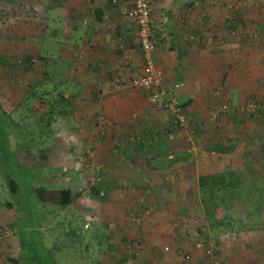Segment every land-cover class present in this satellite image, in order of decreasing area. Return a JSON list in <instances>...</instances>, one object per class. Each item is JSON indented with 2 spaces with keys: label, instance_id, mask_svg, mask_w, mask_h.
<instances>
[{
  "label": "rangeland",
  "instance_id": "1",
  "mask_svg": "<svg viewBox=\"0 0 264 264\" xmlns=\"http://www.w3.org/2000/svg\"><path fill=\"white\" fill-rule=\"evenodd\" d=\"M202 2L221 5L217 11L223 19H218L219 24L217 19L210 18L209 23L203 25L207 29L199 31L206 33L202 36L205 42L201 43L211 41L210 46L214 45L220 53V69L212 80L213 87L198 99L196 95L194 103L188 107L178 97L188 122V128L173 134L174 146L170 154L178 164L168 169L135 170L118 167L116 163L121 164L126 152L133 156H129L130 159L135 158L134 149L123 151L124 138L113 137L114 143L106 140L110 146H115L109 157L114 167L98 165L100 163L94 162L93 151L86 150L88 142L77 133L80 125L74 117L75 108L70 104L58 106V111L64 109L67 114L48 126L46 120L41 119L48 110L47 103L39 99L25 100L29 95L43 93L49 99L59 92L70 95L74 85L60 81L68 76L65 70L47 72L38 54L37 41L28 43L21 39V35H27L23 31L29 27L23 22L26 9L22 0H0V15L4 17L0 23V58H7V61H0V101L13 118L37 131L38 137L51 139L47 142L49 149L43 162L47 169L44 183L53 190L73 189L75 193L73 204L59 213L49 225L52 230L47 234L66 242L65 246L57 244L62 248L57 255L60 264H264V114L240 110L250 102L264 104V0ZM122 3L132 7L133 0ZM13 34L19 39L13 40ZM215 34L218 39L214 38ZM25 51H30L34 58L29 68L20 62L26 56L22 54ZM130 57L134 65H138V71L144 67L140 55ZM116 58V61L113 59L115 66L119 60L123 62L125 56L120 54ZM118 65L121 69L122 64ZM81 70L70 75H76L78 81L87 85H95L97 78L102 82L100 73ZM138 71L133 70L130 75L137 77ZM112 82L110 88L102 85L99 93L98 89H91L97 93L93 104L78 108L79 114L89 108L95 112L93 124L96 126L91 131L121 128L120 122L111 123L108 119L118 121V102L131 113L132 125L138 121L135 114L140 111L161 112L167 122L171 121L165 110L149 104V93L130 86L119 88ZM185 89L184 84L181 90ZM106 100L109 113L102 105ZM225 103L231 104L230 112L215 117L214 110ZM150 124L147 120L141 122L142 127L151 128ZM134 128L126 130L127 135L131 134L126 137L132 143L130 148L136 141L132 135L138 132ZM90 135L84 137L95 138ZM181 137L183 139H179ZM177 139L179 144H176ZM217 143L231 148L230 152L211 153L209 148ZM153 155V152L141 154L142 162L152 161L156 157ZM156 171L162 172L161 175L154 173ZM226 172L240 177V189L235 197L228 196L224 205L212 208V217L200 178ZM119 175L128 176L133 182L120 184L117 182ZM92 189H98L100 195H94ZM4 200L2 198V202ZM2 202L0 229L5 233L0 264H11L9 259L17 258L19 253L18 241L14 217ZM58 221H62L63 226L57 225ZM218 222H223L222 228H229V231L216 233L213 228ZM69 223L77 230L74 240L66 238ZM53 237L54 240L56 237Z\"/></svg>",
  "mask_w": 264,
  "mask_h": 264
},
{
  "label": "crops",
  "instance_id": "2",
  "mask_svg": "<svg viewBox=\"0 0 264 264\" xmlns=\"http://www.w3.org/2000/svg\"><path fill=\"white\" fill-rule=\"evenodd\" d=\"M22 2L26 9L23 22L29 24V27L23 31L27 35H21V39L27 40L28 43L36 41L39 43L38 54L43 57L47 72H60L61 70L67 72L66 79L61 78L60 81L62 84L63 82L73 84L74 91L71 90L70 95H65V98L77 112V114H73L80 125V127L77 126V128L79 127L77 133L83 137L86 143L88 142L86 150L93 151L94 162L108 168L114 167L113 160H110L109 157L115 146H110L106 140L110 139V142L114 143L113 137L118 136L124 138L123 143L128 147L124 146L123 151L131 152L133 149L135 151L134 159H130L129 156H133L126 152L121 164L116 161L118 167L157 170L177 165L178 161L172 159L170 152L174 146L172 141L175 137L173 134L182 130L176 124L175 117L169 112L166 111L171 117V121L167 122L168 119L161 112L157 114L152 111L147 113L140 111L135 114V120L138 121H134L135 124L132 125L131 113L128 114L124 110L125 107H121V102H118L116 111L118 121L108 119L110 122L112 121L111 123L120 122L121 128H118V131L109 129L107 132H99L100 128L95 132L91 131L92 128L94 129V125L96 126V123L93 124L96 115L93 109L89 108L83 113H78V108L81 105L93 104L97 93L92 92L91 89L96 88L99 93L102 85L104 88H110L113 84L112 80L119 85V88L130 86L136 89L132 86V81L144 74L145 67L138 71V65H134L132 62L129 70H126L122 65L120 69L118 64H123V62L119 60L115 66L113 61L120 54L125 57H139V55L142 57L138 25L120 15L111 0H22ZM150 4L154 27L153 39L156 44L153 56L156 68L162 76L166 88L176 85L182 88L184 84L186 85L185 90L182 91L181 88L177 90V97L181 98L184 103L186 102L188 107L192 102L194 103L195 98L198 99L199 95L213 87L212 80L216 78L215 73L220 69L218 63L220 53L218 50L216 51L214 45L210 46L211 41L207 40L206 44L201 43L205 42L202 36L206 33L199 31L207 29L203 25H207L210 18L217 19L216 21L222 19L217 11V9H221V5L217 3L205 5L202 0H151ZM29 16L32 17L31 20ZM217 23L221 24V21ZM36 30L37 33H35ZM213 36L215 39L219 38L216 34ZM11 37L13 40L19 39L15 34ZM7 48L11 47L7 46ZM22 54L32 55L30 51L22 52ZM4 59L7 58L3 57ZM59 65L66 69L57 68ZM82 68L86 71L100 73L103 83L98 82L100 79L97 78L95 85H91V83L87 85V83L78 81L76 75H70L76 71L82 72ZM133 70L139 72L137 77L130 75ZM113 71L115 74L111 75ZM196 95L197 97H195ZM106 104L107 100L102 102L106 113H109ZM149 104L151 105L150 102ZM144 120L150 121L151 128L142 127L141 122ZM129 127H137L134 129L138 131L132 135L136 141L133 142L135 146L131 148L132 143L126 138L131 136V134H126ZM90 133L95 135V138H92L91 135L89 136L91 138L84 137ZM185 136L187 135L185 134ZM179 139H183V137ZM176 144H179L178 139ZM146 152H153V156L156 157L152 158V161L143 163L141 154ZM183 164L182 158L181 165ZM127 173L132 177L131 173ZM154 173L161 175L162 172ZM119 176L120 180L117 182L120 184L133 182L128 176Z\"/></svg>",
  "mask_w": 264,
  "mask_h": 264
},
{
  "label": "trees",
  "instance_id": "3",
  "mask_svg": "<svg viewBox=\"0 0 264 264\" xmlns=\"http://www.w3.org/2000/svg\"><path fill=\"white\" fill-rule=\"evenodd\" d=\"M3 19L4 17L0 15V23ZM40 58L43 59L41 56ZM22 59L20 62L25 67L32 66L31 62L34 59L32 55H26ZM0 61H3V58H0ZM46 78L48 80V75ZM47 96L44 93L39 96L29 95L25 100L39 99L41 103H47L48 110L41 115V119L46 120V125L51 126L67 114L64 109L58 111L57 107L66 106L69 101L61 92L53 99ZM262 113L264 114V111L256 112L258 115ZM47 142H51L49 137L41 135L38 137L37 131L30 130L13 118L0 101V201L2 202V198L5 199L1 204L14 217L13 227L19 252L17 258L9 259L11 264H60L57 255L62 248L57 244L64 246L66 244L62 238L53 235L56 237L53 240V236L47 234L52 230L49 229V225L57 219L59 213L73 204L75 193L73 189L53 190L44 183L47 177V169L43 165L49 149ZM230 150L231 148L221 143L209 148L211 153L219 154H227ZM240 183V177L234 172L200 178L201 190L206 194L205 203H209L210 216L214 217L212 208L224 205L228 196L235 197V193L240 189ZM92 192L94 195H100L98 189H92ZM58 222L57 225L63 226L62 221ZM222 225L223 222L216 223L213 230L219 234L227 233L229 228L223 229ZM68 226L70 227L66 238L70 240L77 238L74 224L69 223ZM4 233L5 231L0 229L1 246L4 242Z\"/></svg>",
  "mask_w": 264,
  "mask_h": 264
},
{
  "label": "built area",
  "instance_id": "4",
  "mask_svg": "<svg viewBox=\"0 0 264 264\" xmlns=\"http://www.w3.org/2000/svg\"><path fill=\"white\" fill-rule=\"evenodd\" d=\"M151 0H133L132 7H128L121 0H111L114 7L118 9L124 18L134 21L139 28L140 44L143 52V63L145 72L142 76L132 81V86L145 93H149L150 103L160 109L172 114L176 119V124L181 129L188 128L187 117L184 109L177 97L176 91L181 86L176 85L169 90L163 84V78L158 72L154 62V52L156 44L153 39V28L151 19ZM132 64L131 57H125L122 67L130 69ZM230 103H225L214 110L215 117L224 116L230 112ZM243 113L254 114L257 111H264L263 103L250 102L247 106L240 109ZM2 238L0 237V246Z\"/></svg>",
  "mask_w": 264,
  "mask_h": 264
}]
</instances>
